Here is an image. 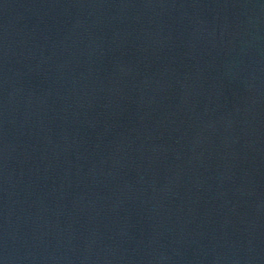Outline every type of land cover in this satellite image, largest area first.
<instances>
[{"label": "water", "instance_id": "obj_1", "mask_svg": "<svg viewBox=\"0 0 264 264\" xmlns=\"http://www.w3.org/2000/svg\"><path fill=\"white\" fill-rule=\"evenodd\" d=\"M0 264H264V0H0Z\"/></svg>", "mask_w": 264, "mask_h": 264}]
</instances>
